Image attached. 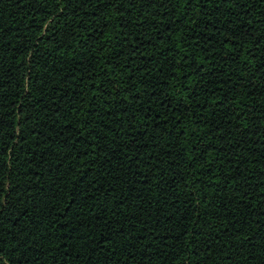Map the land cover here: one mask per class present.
<instances>
[{
  "label": "trees",
  "instance_id": "16d2710c",
  "mask_svg": "<svg viewBox=\"0 0 264 264\" xmlns=\"http://www.w3.org/2000/svg\"><path fill=\"white\" fill-rule=\"evenodd\" d=\"M0 264H264V0H0Z\"/></svg>",
  "mask_w": 264,
  "mask_h": 264
}]
</instances>
